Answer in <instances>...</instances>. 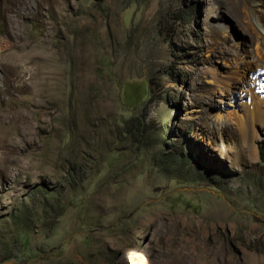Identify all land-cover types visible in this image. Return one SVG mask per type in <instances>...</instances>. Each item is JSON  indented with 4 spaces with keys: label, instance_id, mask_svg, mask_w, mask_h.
Here are the masks:
<instances>
[{
    "label": "rangeland",
    "instance_id": "374dc122",
    "mask_svg": "<svg viewBox=\"0 0 264 264\" xmlns=\"http://www.w3.org/2000/svg\"><path fill=\"white\" fill-rule=\"evenodd\" d=\"M260 22L264 0H0V264H264L234 74Z\"/></svg>",
    "mask_w": 264,
    "mask_h": 264
},
{
    "label": "bare ground",
    "instance_id": "6f19581e",
    "mask_svg": "<svg viewBox=\"0 0 264 264\" xmlns=\"http://www.w3.org/2000/svg\"><path fill=\"white\" fill-rule=\"evenodd\" d=\"M240 9L245 12L248 9L247 3L242 2ZM252 13L257 18L258 21L260 20V18H262L258 14L256 15L254 11ZM257 25H259L258 29H260L261 33H263L264 35V23L262 24V22H260ZM262 38H263L262 41L258 43L260 46L259 49L257 50L255 49L256 50L255 51V56H256L255 62L253 64H250V63L246 64V66L243 69L236 68V70H234V74L236 77L241 78L244 75L248 76L247 81L244 85V88H245L244 90L245 94H244V100H243L244 105H242V111L240 112L241 114H238L236 116V125L238 127V131L240 132V136L243 139L245 138L248 139L245 145H246V149L251 155H254V137H255V131H256L254 127L255 122L259 121L261 123H264V93H263L264 92V78H261V80L263 79L262 80L263 83L262 82L260 83V78H259L260 76H264V36ZM22 66L24 65L22 64ZM24 73L25 72L21 73L22 74L21 79L23 78L22 76H24ZM26 80H29V79H26ZM254 86L257 87V90L254 89ZM1 93H2V90L0 89V94ZM21 118H24V116L21 115ZM132 264H147V263L140 256H133Z\"/></svg>",
    "mask_w": 264,
    "mask_h": 264
},
{
    "label": "trees",
    "instance_id": "16d2710c",
    "mask_svg": "<svg viewBox=\"0 0 264 264\" xmlns=\"http://www.w3.org/2000/svg\"><path fill=\"white\" fill-rule=\"evenodd\" d=\"M181 14H179V19L180 20H187V18L189 17L188 14V10H181Z\"/></svg>",
    "mask_w": 264,
    "mask_h": 264
}]
</instances>
